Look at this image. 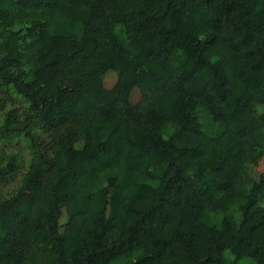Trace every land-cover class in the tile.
I'll list each match as a JSON object with an SVG mask.
<instances>
[{
    "label": "trees",
    "instance_id": "trees-1",
    "mask_svg": "<svg viewBox=\"0 0 264 264\" xmlns=\"http://www.w3.org/2000/svg\"><path fill=\"white\" fill-rule=\"evenodd\" d=\"M263 154L264 0H0V264H264Z\"/></svg>",
    "mask_w": 264,
    "mask_h": 264
},
{
    "label": "rangeland",
    "instance_id": "rangeland-1",
    "mask_svg": "<svg viewBox=\"0 0 264 264\" xmlns=\"http://www.w3.org/2000/svg\"><path fill=\"white\" fill-rule=\"evenodd\" d=\"M103 79H104L105 86L107 88H110L117 82V73L110 70L104 75ZM140 96H141L140 91L137 88L133 89L132 94H131V101L133 103L137 102L140 99ZM201 113H203V112H201ZM202 122H203L204 128L211 126L209 119L207 118V116L204 113H203V117H202ZM263 171H264V154L261 156V158L258 160L257 163H255V164L253 163V164L249 165V172L253 176L254 179H258L260 173H262ZM212 216L215 220H217L220 218L221 213L220 212L214 213ZM229 216L235 218V220H238V211L236 209L230 210ZM66 219H67V214H66L65 210H63L61 222L64 223L66 221ZM224 255H225V258L227 260L233 259L232 254L228 250L225 251ZM240 264H256V263H255V260L253 258L246 257L240 262Z\"/></svg>",
    "mask_w": 264,
    "mask_h": 264
}]
</instances>
